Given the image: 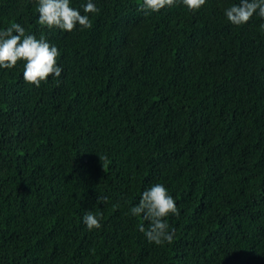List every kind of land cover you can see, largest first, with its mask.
Here are the masks:
<instances>
[{"label":"trees","instance_id":"16d2710c","mask_svg":"<svg viewBox=\"0 0 264 264\" xmlns=\"http://www.w3.org/2000/svg\"><path fill=\"white\" fill-rule=\"evenodd\" d=\"M88 2L92 27L66 33L37 0H0V31L44 37L62 68L39 88L23 61L0 69V264H264V19L228 22L239 0L70 6ZM156 183L171 244L130 214Z\"/></svg>","mask_w":264,"mask_h":264},{"label":"clouds","instance_id":"9594fccd","mask_svg":"<svg viewBox=\"0 0 264 264\" xmlns=\"http://www.w3.org/2000/svg\"><path fill=\"white\" fill-rule=\"evenodd\" d=\"M38 24L47 29H58L71 33L77 25L80 29H89L92 24L89 13H98L99 9L91 2L83 6V13L70 6V0H37ZM190 11L199 10L205 0H181ZM175 0H142L141 9L156 13L166 6H173ZM226 19L232 25L246 24L253 15L264 19V0H239L238 4L225 9ZM264 28V24L261 25ZM57 47L50 45L44 37L37 39L34 35H25V29L20 24L0 31V69H12L18 61L24 62L23 81L39 88L49 76L60 77L62 68L57 66L59 56ZM107 200L97 197V204H105ZM118 207V205H113ZM133 217L140 216L147 227L141 226L139 231L144 234L149 243L161 245L171 244L175 235L169 229L166 218L169 215L179 216V209L174 199L168 194L163 184L156 183L144 190L138 203L131 207ZM82 222L91 231L100 229L101 223L96 214L85 213Z\"/></svg>","mask_w":264,"mask_h":264}]
</instances>
